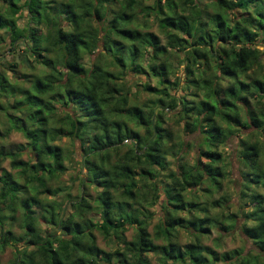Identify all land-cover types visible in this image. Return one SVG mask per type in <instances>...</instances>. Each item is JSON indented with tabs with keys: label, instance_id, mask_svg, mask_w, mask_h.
<instances>
[{
	"label": "trees",
	"instance_id": "obj_1",
	"mask_svg": "<svg viewBox=\"0 0 264 264\" xmlns=\"http://www.w3.org/2000/svg\"><path fill=\"white\" fill-rule=\"evenodd\" d=\"M150 1L142 5L143 0H23L32 24L23 32L14 24L19 7L9 1L8 13L0 12V30L10 37V48L27 40V66L44 69L40 77L25 80L29 87L24 89L0 73V96L12 99L0 104L5 117L0 138L17 131L25 140L11 148L0 145V248L21 246L15 248L11 264H216L235 259L236 264H264V154L256 139L239 137L236 143L239 213L222 205L225 196L210 202L212 209H222L220 230L229 232L238 218L243 219L239 232L255 255L234 250L218 258L201 241L216 222L205 217L206 202L200 206L182 198L183 191L193 187L208 195L220 190L229 170H223L218 148L240 129L251 128L248 137L255 131L264 136V73L259 63L264 57V0H203L212 7L211 14L197 0ZM136 10L141 17H153L164 45L155 33L131 25L136 23ZM40 26L46 30L43 34ZM98 46L107 63L96 58L85 69L81 49ZM167 49L183 52L188 62L178 98L166 87ZM143 55L148 56L144 67L139 63ZM209 66L214 69L212 81L205 77ZM129 72L156 79L155 87L141 83L153 99L142 105L128 103L123 78ZM21 76L19 80L27 78ZM201 88L206 91L196 103ZM59 109L65 110L63 116ZM174 110L183 131L201 134L193 144L196 153L190 166L182 162L183 143L171 146V132L162 126L164 115ZM62 136L78 141V163L85 172L78 178L80 193L68 203V212L63 208L67 201L53 199L62 190L53 182L64 171V156L50 141ZM172 147H181L173 154L176 171H167V186H157L159 170L169 169L165 156ZM121 148L125 152L118 154ZM112 154L116 158L111 161ZM5 161L15 172L2 168ZM91 187L96 189L93 197L88 193ZM160 192V215L149 235L155 213L148 208L160 199ZM41 196L50 198L41 201ZM245 206L248 210L242 211ZM184 210L186 218L176 216ZM17 212L19 234L3 227L17 220ZM128 228L133 230L130 240L124 235ZM180 230L190 242H176ZM95 232L110 249L98 247ZM148 254L156 263L146 258Z\"/></svg>",
	"mask_w": 264,
	"mask_h": 264
},
{
	"label": "rangeland",
	"instance_id": "obj_2",
	"mask_svg": "<svg viewBox=\"0 0 264 264\" xmlns=\"http://www.w3.org/2000/svg\"><path fill=\"white\" fill-rule=\"evenodd\" d=\"M14 3L17 7H19L18 13L14 16V24L17 29L23 30L32 24L29 22V16L30 14L27 13L26 9L23 6V0H9ZM8 1V2H9ZM56 3L63 2L64 0H53ZM8 2H3L0 0V12L2 15H5L8 13L7 11V3ZM198 3L202 6V2L204 4V9L208 14L212 13V7L210 4H208L206 1L203 0H197ZM151 3L150 0H143L142 5H149ZM227 11V10H226ZM135 16H136V23L133 22L135 27H137L140 31H150L158 35L160 39V44L164 45L165 44V37H163L157 30V26L155 22L153 21V17H141V14L137 13V10L135 11ZM241 14L236 12V16L239 17ZM244 15V14H242ZM228 20L231 19V13L229 11L226 12L225 15ZM62 19V18H61ZM230 21V20H229ZM39 30V34H43L46 30L44 27L40 26L37 28ZM10 38V37H9ZM8 35H6L5 30H0V39H5L4 42L0 43V73H3L5 77L8 79L10 82H16V86L20 88H26L29 87L27 82L25 80L30 79L33 80L36 76L40 77V73L44 72V69H42L40 66L36 65L35 67H28L26 62V59L30 61L31 56L29 55V51H25L26 44H28L27 40L26 42H23L24 44H21L19 41H16L14 44V48H10L8 45ZM19 39H26V38H19ZM259 46H262V42H259ZM99 47V46H98ZM98 47H89L87 49H81L80 54L82 58V64L85 69H89L91 67V63L95 61L96 58L103 64L106 62V57L105 55H101L103 57H100L101 53V46ZM147 57L143 55L142 58H140L139 63L144 67L145 63L147 62ZM166 62H167V90L169 91V94L171 96H175V98H178L180 94L183 92L182 91V82H183V74L184 70L183 67L184 65L188 64L187 61L183 59V52H177L173 49H167V54H166ZM107 63V62H106ZM261 64V71L264 73V57L261 58L260 62ZM111 70L115 71V67H111ZM126 72L124 71V74ZM218 75L217 73H215ZM21 75H25L27 78H24V80H19L20 77H23ZM214 76V69L212 66L208 67V70L206 72L205 77L212 81ZM176 78L179 79L177 86H175V80ZM241 79L244 78V75L240 77ZM123 84L124 88H128L129 90V95H128V103L129 104H135V105H142L144 102H146L149 99H153V95L146 93L142 90L141 88V83H148L149 85L155 87L158 86L156 79L154 78H149L145 77L142 74H133L132 72H129L125 75V78H123ZM225 83V80L223 83H221V86L223 87ZM220 87V84H219ZM205 89L201 88L198 89L196 92L197 98H194V101L196 103L203 97V94L205 93ZM218 95V97H220ZM44 98H47L45 96ZM12 99L10 96H0V104L4 106L7 102H10ZM248 103L250 106L254 105V99L248 97ZM64 109L69 110V107H65ZM65 110L59 109L60 114L63 116ZM167 114H170V111L166 112ZM175 110L171 115H164V121L162 126L171 132V146H178V144L181 142L183 143V147H172L169 152H166L165 160L169 162L170 164L167 166L169 169L167 170H159V175L157 176V186H167L170 183V180L166 177L168 174L167 171L169 170V173H174L176 171V166L174 162V155L177 154L178 149L181 148L182 152V162L186 163V166H190L193 161H194V156L196 153L195 147L193 144L195 142H199L201 138V134L197 131L195 132H185L183 131V121L180 119L177 115L174 114ZM4 111L2 108L0 109V131L4 129V124H5V117H4ZM19 115V113H16ZM243 117L242 112H240V118ZM128 125L131 127V124L128 123ZM133 128V127H132ZM138 133L142 134V129L140 128H134ZM252 129L249 128L247 130L245 129H240V133H237L232 136V138H229L228 140L225 141L223 145H220L218 148V151L221 154V159L223 161V170H229L228 175L221 180L220 184V190L218 191H211V193L208 195L206 193L202 192V189L200 187H193L192 189H185L182 193V198L184 202L187 201H193V202H198L199 205L206 202V214L205 217L208 219H215V224L209 225V232L207 236H204L201 238V241L204 245L208 246L209 248L213 249L218 258H220V255L229 252V251H238L241 253V255H250L253 256L256 254L254 250H252V246L250 245L249 242L245 241L242 237V235L239 232V227L240 224L243 222L242 218H238V220L235 222L234 227L229 231V232H224L219 229V225L217 223H220V212L221 208L218 209H212L210 207V202L217 197L225 196L226 201L225 204L223 203L222 205H226L229 212L233 213H239L240 207L238 206L239 202L237 201V196L239 193V187L241 186V178L238 176V164L235 160V150H236V143L237 139L240 138H245L249 139V141H252L253 139H256L257 142L261 145L262 151L264 154V136L261 135L260 132L255 131L251 136H246L250 135L252 133ZM51 144L57 145L61 148L63 152V165H64V171L59 174L57 179L53 183H57L61 187V193H59L56 197L53 199L56 201H67L64 203L63 208L65 209L66 212H68V203L76 198L78 193H80V185L78 183V178L83 177L84 175V170L80 168L79 166V160L81 159V151L79 149V144L78 141L72 140L71 138H68L66 136L62 137H53V139L50 141ZM126 142V141H125ZM129 143L127 141L126 145ZM19 144H25V140L23 136L17 132V131H11L9 132L8 135L2 136L0 138V145H4L5 148H11L13 145H19ZM189 146V147H188ZM125 152V148H121L118 150V154H122ZM26 153V152H25ZM23 153L21 155V159L25 160L27 156ZM180 154V155H181ZM115 154L111 155L110 160H115L116 156H113ZM173 155V156H172ZM230 162V163H229ZM227 163L225 166L224 164ZM2 168H4L7 171H11L12 173L15 172L14 170H10L8 166V162L5 161L2 164ZM79 169V170H78ZM198 188L201 191H198ZM158 190L160 189L159 187L157 188ZM88 193L92 195V197L96 193V189L94 187H91L88 190ZM68 195V198L66 197ZM164 197V194L160 192V199L155 201V204L148 208L150 212L155 213V215L150 219V223L148 226V232L149 235H152L153 232V225L157 222V216L160 215L161 211V199ZM46 198V199H45ZM50 196H41L40 200L44 201L49 199ZM201 206V205H200ZM223 208V207H222ZM242 211L248 210L245 207H241ZM184 210L181 213H176L178 217H187V214ZM225 211V210H224ZM226 213V212H224ZM241 213V212H240ZM240 215V214H238ZM18 217L19 213H16V218L17 220L15 222H12L9 226L5 225L3 226L4 228H9L11 229L15 234L20 233V229L18 227ZM222 224H227L228 221H222ZM47 231H52L51 229H48ZM125 237L127 240H130L132 235H133V230L131 228H128L125 233ZM95 237H96V243L98 247L102 250H108L110 249L109 247V242L103 240L99 234L95 232ZM190 237L188 236L187 233L183 232L180 230L177 234L176 242L178 244H184L186 242H190ZM156 244H160L159 241H154ZM15 248L21 249L20 244H17L15 247L6 245L0 248V264H11L14 260L15 256ZM239 253V254H240ZM151 261V263H156V257L148 254V257H146ZM239 261H241L239 258H237ZM237 260H232L230 262H222L218 260L216 264H236Z\"/></svg>",
	"mask_w": 264,
	"mask_h": 264
}]
</instances>
